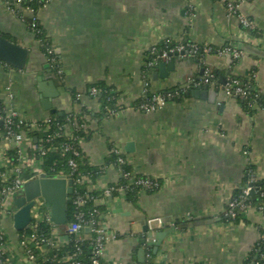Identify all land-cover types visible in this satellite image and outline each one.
<instances>
[{
  "label": "crops",
  "instance_id": "obj_1",
  "mask_svg": "<svg viewBox=\"0 0 264 264\" xmlns=\"http://www.w3.org/2000/svg\"><path fill=\"white\" fill-rule=\"evenodd\" d=\"M7 1L0 0V34L30 52L23 69L0 60V99L5 105L30 122L84 112L90 136L80 141L79 165L102 167L88 189L119 183L122 173L107 162L113 148L136 174L159 182L153 191H139L134 201L123 189L108 198L100 196L106 230L115 235L107 243L105 264H244L261 237L264 213L251 207L236 221L227 220L224 213L243 185L249 165L254 166L257 179H264V99L248 112L236 96L226 94L225 84L207 85L217 93L215 101L214 96L189 95L196 87L188 79L205 70L215 71L218 81L220 75L226 81L231 75L239 76L264 98V55L250 52L251 48L264 52V0H230L252 22L250 29L243 28L220 0H50L38 19L61 64V75L39 47L30 11ZM168 42L213 48L211 53L192 57L175 55L167 77L154 79L151 68L152 92L175 88L184 94L153 111L129 106L100 115L90 85L104 81L131 104L141 96L148 78L146 60ZM223 48L242 55H221L218 50ZM162 60L169 62L171 57ZM39 76L53 80L59 91L51 99L56 113L41 103ZM72 92L78 94L77 101ZM66 130L74 132L70 124ZM36 141L37 137L16 146L1 140L0 168L10 150L19 147L31 179L45 173L33 150ZM129 142H133L131 149H127ZM14 197L1 203L9 213L1 216L0 224L10 257L23 264L20 231L14 228ZM154 217L163 221L153 225L156 230L175 227L156 254L143 241V227ZM54 228L59 245L64 244L63 229L55 224Z\"/></svg>",
  "mask_w": 264,
  "mask_h": 264
},
{
  "label": "built area",
  "instance_id": "obj_2",
  "mask_svg": "<svg viewBox=\"0 0 264 264\" xmlns=\"http://www.w3.org/2000/svg\"><path fill=\"white\" fill-rule=\"evenodd\" d=\"M16 1V0H13ZM50 0H46V3L44 5L47 6ZM224 2L227 6V9L237 15L239 18V21L243 28L250 29L253 27V24L250 20H248L243 14H241L238 10V5L230 0H220ZM7 3H10L7 1ZM27 10L31 13V28H34L38 22V15L34 13V10L31 8H27ZM190 12L193 15V7L190 4ZM213 51L212 46H201L197 43H190V42H181L178 43L175 47L170 48L169 50H163L160 52V54L153 58V60L148 62V66H154L159 58H168L170 57L171 53H180L184 52V55L192 57L199 55L201 52L205 53H211ZM219 54L225 55V54H231L235 58H238L242 55L241 51H237L235 49L230 48H223L218 50ZM158 52V50L155 48L153 53ZM47 57L52 64V62L55 60L54 56V49L50 45L47 47ZM57 73L59 75L62 74V68L59 67L57 70ZM188 83L190 86L198 87L203 85H209V86H217L218 85V78L216 77L215 73L211 70H205V72L201 76H191L188 79ZM224 89L227 95H236L241 96L243 98H246L250 92L247 87L243 86L239 80L234 78H228L224 85ZM150 91V83L148 80L145 81L144 88L141 92L142 96H145ZM97 89L94 87L92 88V94H96ZM152 97L149 101L145 102L140 106V109H143L144 111H153L156 109H159L163 107L169 100V98H173L176 94H178V91L176 93H169L167 96L159 93V92H152ZM4 112V113H3ZM3 112L0 111V121L4 123L5 130L0 131V141L3 139L8 140L11 143H14L16 146H20L23 141H30L32 140L30 138H27L24 131H15L13 128V117L19 118V124H22L26 121L25 118L19 115V113L12 108H8L7 106L4 108ZM53 119L47 118L46 123L47 126L52 124ZM68 124L72 125L74 130L77 128H86V124L79 125L76 120H71L69 118ZM66 124L63 129V125L59 126V129L64 131L66 135H68L70 138L78 139V144L80 145V138H75L76 136L73 135V133L69 134L66 131ZM32 126L37 128L39 124L37 122H32ZM73 130V131H74ZM34 152L39 153V156H37L38 159H40L42 156L46 154V148L44 147V143L41 139V141H36L32 143ZM17 148L18 153V160L25 161L23 153L19 147ZM52 149H56V147H52ZM62 150L64 152H71L74 156H80L81 151L79 148L75 145L74 142H67L62 145ZM113 151L119 155L117 162L118 164H127L125 157L120 153V151L116 148H113ZM41 160V159H40ZM9 159L7 157L6 164L4 168L6 170L4 172L0 173V181L2 182H8L7 185L0 188V219L3 214H7L8 209L4 208L3 202H5L8 198H13L15 195L21 192L22 185L26 181L23 178V173L20 169V167H14V168H8ZM68 164L71 168V176L73 178V186H74V192L72 195V201L75 205V212H74V219L71 222H67V224L63 227V232L70 236L74 235L77 238L78 242L85 243L87 246L90 247V252L92 254L91 260L92 264H103L105 263L103 258L106 250L107 243L111 238H115V235H109L104 218H103V211L100 208V197L95 196L91 193L92 190L87 189V191L82 192L78 190V186L82 185L85 182V176L78 175L76 178L73 177V174L77 172L79 168V162L76 158L71 157L68 161ZM115 164V163H114ZM119 171L127 178L130 182H133L134 184L138 186H142L145 190L147 189H153L157 188L159 186V182L155 179H152L147 176L138 175L133 170L132 171H124L122 167L117 166ZM257 180V177L254 173L249 174V178L247 180V184L244 187L242 193L240 194L239 198L231 199L228 203V206L226 208L225 213L234 218L236 216L235 207L239 206L242 210H247L253 206H251L249 203H247V200L251 197V192L254 193L257 192L255 189L253 182ZM116 184H111L109 186H106L103 188V193L101 197L106 198L107 196H111L112 192L117 188ZM119 189H123L126 191V186H119ZM264 194V192L262 193ZM88 202H93L92 206L88 209H85L84 206ZM260 212H263L264 209L262 206L257 208ZM45 205L42 199H38L34 207L32 208V220L29 223V225L26 228H32L33 231L31 234L27 237H21L19 236V247L22 249L23 257L22 261L23 264H39L36 261V254L35 249L31 246V242L34 243L39 247L40 250H45L48 246L49 247H55L58 246L59 243L57 241L55 228L53 231V237L49 236L45 233H39L36 229L38 222L42 219L46 218L50 220L49 213H45ZM51 221V220H50ZM148 226L151 230H156L154 228L155 224L162 225L163 221L160 217H154L148 219ZM53 224V223H52ZM25 228V229H26ZM86 228H89V231H85ZM24 229V230H25ZM92 235V236H91ZM80 248L72 254L68 255L65 258L68 260H72L75 258L76 255L79 254ZM10 250L7 246V241L5 237V233L1 227L0 224V264H18L15 262H12L9 257ZM73 264H83V262L79 259H75Z\"/></svg>",
  "mask_w": 264,
  "mask_h": 264
},
{
  "label": "trees",
  "instance_id": "obj_3",
  "mask_svg": "<svg viewBox=\"0 0 264 264\" xmlns=\"http://www.w3.org/2000/svg\"><path fill=\"white\" fill-rule=\"evenodd\" d=\"M13 7H21V8H31L34 10V13L38 15L39 11L44 8V5L46 3V0H8ZM31 26V23H30ZM32 31L34 32L35 38L39 44V47L43 53L47 55V47L50 46L48 37L46 35V32L42 25L40 24L39 20L34 28H32ZM177 44L173 42H168V43H162L158 47V52L152 53L149 58L146 60V64L144 67V71L146 76L148 77L146 80H149V74L152 66H148V62L153 60V58H156L161 51L163 50H169L172 47H175ZM176 54V53H175ZM204 54L201 52L199 55ZM178 55V53H177ZM55 60L52 62V66L54 67V70L56 71L59 67H61V64L58 60L57 55L54 53ZM218 78V75L215 71H213ZM230 78H234L239 80V82L248 88L250 94L246 97L243 98L241 96H236L240 102L242 103L244 109L248 112H252L254 110V105L256 103H259L260 100H263V96H260V94L253 90L251 88V85L246 83L244 79H242L239 76L231 75ZM96 88L97 92L96 94H92V88ZM178 91V94H176L173 98H169L168 100H173L177 99L179 96L184 94L183 90L180 89H169L165 91H161L159 93L167 96L169 93H176ZM90 94L95 96L99 103H100V110L99 114L103 115L105 113H112L115 111H121L126 107H133L135 109L144 111L143 109H140V106L144 104L145 102L149 101L150 98L152 97V91L150 90L145 96H140L138 99L133 101L131 104L127 102H123L121 100V95L119 92L114 90L112 86L107 85L104 81H97L93 84L90 85L89 88ZM72 96L74 97V100L77 101L78 99V94L76 92H72ZM6 107L5 103L3 100L0 99V111L3 112L4 108ZM4 113V112H3ZM53 119L52 124L47 126L46 120H39L37 123L39 126L37 128H33L32 122L30 121H25L22 124H19V118L18 117H13V128L15 131H24L25 134L30 136L31 140H34L35 137H37L38 141H43L44 147L46 148V154L42 156L41 159V166L42 169L45 173L48 175H66L69 176L71 175V168L68 164V161L71 157H74L77 159L78 162H80L81 157H82V148L78 144V139H73L70 138L68 135L64 133V131L59 129V126L68 124L69 118L71 120H76L79 125L86 124V115L84 114L83 111L81 112H70L64 116L60 117H51ZM5 130V125L3 122H0V131ZM73 135L76 136L75 138H88L90 136L89 131L87 128H77L74 130ZM67 142H74L75 145L79 148L81 151L80 156H74L71 152H64L62 150V145L67 143ZM52 147H56V149H52ZM17 148H12L10 152L8 153V168H14V167H20L22 173H23V178L24 179H31V169L28 165L27 161H21L18 160V153H17ZM36 156H39V153L35 152ZM119 155L115 153L114 151L111 152L110 156L107 159V162L109 163H115L116 166L122 167L124 171H132V168L127 165V164H118L117 159ZM6 168L2 167L0 168V173L4 172ZM102 171V167H97V166H91L88 164H85L84 166L81 167L79 165V168L77 172L73 174V177L76 178L78 175H83L85 176V182L78 186V190L85 192L87 191L88 187L87 184L89 182H93L94 179L98 176V174ZM254 173V166L249 165L246 169V176H245V181L243 185L238 188L233 197L231 199L239 198L240 194L242 193L244 187L247 184V180L249 178V174ZM8 182H2L0 181V188L3 186L7 185ZM117 188L112 192V195L117 194L118 192V187L123 185L126 186V194L127 198L131 201H134L136 198V194L141 191L145 190L142 186H138L134 184L133 182H130L129 179H127L123 174L122 177L119 181L118 184H116ZM253 185L257 192L255 193V197H250L247 200V203H249L251 206L255 208H259L260 206L263 207L264 209V179H257L256 181L253 182ZM156 188L153 189H147L148 191H153ZM91 193L95 196H101L103 193V190H92ZM108 198V196L106 197ZM93 202H88L84 208L88 209L92 206ZM102 206H100L101 208ZM102 210V209H101ZM236 211V216L234 218L228 216L226 213H224V217L227 220L231 221H236L239 220L243 214L244 210H242L239 206L235 207ZM74 212H75V205L73 201L68 202L67 206V214H68V222H71L74 219ZM264 213V211H263ZM37 231L39 233H45L48 234L49 236L53 237V231H54V224L46 218L42 219L41 221L38 222V225L36 227ZM33 231L32 228H26L25 230H22L19 232V236L21 237H27L31 234ZM92 236V235H91ZM31 246L35 249V254H36V261L39 264H73L72 262L75 259H79L83 262V264H92V254L90 252V247L87 246L85 243H81L77 241L76 236L70 235L69 239L62 245H58L55 247H47L45 250H40L37 245L31 242ZM78 248H80V252L78 255L75 256L72 260H68L65 257L68 255L74 254ZM9 259L13 262V259L9 257ZM105 264V263H103ZM244 264H264V228L261 229V237L256 243L255 247L253 250L248 254L247 258L244 261Z\"/></svg>",
  "mask_w": 264,
  "mask_h": 264
},
{
  "label": "water",
  "instance_id": "obj_4",
  "mask_svg": "<svg viewBox=\"0 0 264 264\" xmlns=\"http://www.w3.org/2000/svg\"><path fill=\"white\" fill-rule=\"evenodd\" d=\"M29 20L31 21V18ZM239 47L244 48L243 44H240ZM29 52L30 50L28 47L17 44L0 34V60L7 62L16 68L23 69L27 64ZM250 52L264 55V52H260L254 48H251ZM178 54L184 55V52ZM175 55H177V53L170 54L171 61L169 62L159 58V62L152 67L154 79H158V77H167V67L175 64ZM38 79L40 81L39 90L41 92L42 105L46 109H50L52 113H56L57 109L53 108L51 99L58 96L59 91L57 90L54 81L51 79H44L42 76H39ZM218 83L225 84L226 78L223 75H220ZM50 89L51 92H47V90ZM189 95L196 97L201 96L203 98L214 96L213 99L215 101L217 93L209 91L208 86L203 85L191 89ZM132 147L133 142H129L127 149H131ZM73 192L74 186L73 178L71 176L48 175L47 173H41L35 178L26 180L22 185L21 192L13 199L14 228L17 231H22L29 225L32 220V208L38 199H42L45 208L49 210L51 222L63 229L68 222L67 206L68 202L72 200ZM251 197H255L253 191L251 192ZM174 230L175 227L151 230L148 224H146L143 227V231L146 233L143 241L144 243L152 245L154 253L156 254L163 240ZM85 231H89V228H86ZM63 238L68 240L69 236L63 235ZM147 240L150 241L147 242Z\"/></svg>",
  "mask_w": 264,
  "mask_h": 264
},
{
  "label": "rangeland",
  "instance_id": "obj_5",
  "mask_svg": "<svg viewBox=\"0 0 264 264\" xmlns=\"http://www.w3.org/2000/svg\"><path fill=\"white\" fill-rule=\"evenodd\" d=\"M45 211H46V208H45ZM12 228H13V226H12ZM13 230H14V228H13Z\"/></svg>",
  "mask_w": 264,
  "mask_h": 264
}]
</instances>
